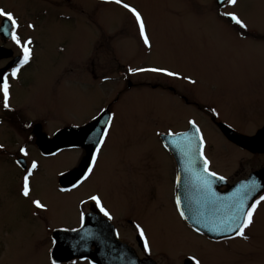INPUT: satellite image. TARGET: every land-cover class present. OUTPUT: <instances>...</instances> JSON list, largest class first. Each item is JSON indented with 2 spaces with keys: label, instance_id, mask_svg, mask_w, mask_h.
Instances as JSON below:
<instances>
[{
  "label": "rangeland",
  "instance_id": "374dc122",
  "mask_svg": "<svg viewBox=\"0 0 264 264\" xmlns=\"http://www.w3.org/2000/svg\"><path fill=\"white\" fill-rule=\"evenodd\" d=\"M125 2L144 15L153 45L151 51L137 40L130 14L104 0H0V8L14 12L19 18L21 38L26 39L32 34L34 41V59L22 72L23 103L38 112L29 120L42 123V129L51 134L68 120L80 123L96 114L98 109L114 100L121 89L117 82L118 56L131 67H168L197 81L193 85L187 80L141 73L133 75L136 76L132 77L133 83L141 80L154 84L156 80H165L178 92L196 95L203 106L223 108L226 111L223 115L235 120L244 117L255 124L261 122L260 111H264V0H239L238 7L229 9L236 11L248 23L243 37L240 31L234 33L230 25L217 21V16L209 11L213 6L212 0ZM192 4L193 8L190 7ZM42 9L47 16H44L42 27L37 30V12ZM54 9L59 16L56 26L53 24ZM218 20L222 21L220 17ZM27 21L36 26L34 32L26 27ZM137 42L140 46H137ZM106 75L111 79L104 82ZM120 97L112 107L116 113L115 126L95 174L77 192L61 194L58 190L60 173L70 172L66 170L70 165L66 153L44 160L35 152H29L28 158L39 164L32 179V198L48 204V211L42 213L49 221L62 222V216L68 211H63L61 203L70 199L73 193L76 196L99 194L106 202H112L117 197L146 196V184L136 173L128 177L114 170L123 156L122 152L140 153L141 158L152 155L158 166L157 191H162L160 195L165 201L172 199L175 170L161 143V135L157 133L183 129L189 120L203 124L207 113L202 110L198 113L195 107L186 106L169 92L147 86L124 92ZM28 115L32 113L28 112ZM238 126L243 131L256 127L244 123ZM0 139L6 140L8 136L0 134ZM207 139L209 143H215L210 132H207ZM219 141L216 140L218 149L227 152ZM126 155L130 157L131 154ZM233 160L231 164H235V169L232 171L236 174L242 169L248 170L250 163L253 166L258 164L244 155L235 156ZM130 161L131 158H128L123 162L128 165ZM16 173V169L11 167H0L1 199L10 195L8 216L13 234L11 244L26 240L23 235L14 236V229L20 228L17 223L20 216L36 212L30 200H23L17 195L19 173ZM132 175L136 178L134 182L130 181ZM4 208L6 211V200H2L1 217L5 214ZM167 210L173 212L169 207ZM156 214L151 224L155 225V234L164 243L174 245V251L194 250L195 243L189 242L178 232L181 227L172 214L165 213L162 217ZM261 216L263 231L249 234L247 241H234L243 244L240 255L222 253L220 250L212 264H264V204ZM23 257L24 249L12 245L0 261L4 264H23Z\"/></svg>",
  "mask_w": 264,
  "mask_h": 264
},
{
  "label": "flooded vegetation",
  "instance_id": "af4514ba",
  "mask_svg": "<svg viewBox=\"0 0 264 264\" xmlns=\"http://www.w3.org/2000/svg\"><path fill=\"white\" fill-rule=\"evenodd\" d=\"M35 1L43 2L44 0ZM212 2L213 6H210L209 11L213 16H217L218 22H224L227 24L223 19L222 21L218 20V5L216 0H212ZM190 7L193 8V4L190 5ZM229 9L230 8H228V10ZM44 16H47V14H45L43 9L37 12V21L39 22V25H37V30L42 27ZM58 17V12L54 9L53 24L55 26L58 24ZM27 22L28 23H25L26 27L28 24H33L31 21ZM231 28L234 33L240 31L236 27L231 26ZM28 29L31 32H34L36 27L34 30L31 28ZM132 29L136 32L137 40L141 41L138 37L136 28L132 27ZM29 37H32V34ZM137 46H140L139 42H137ZM18 55L19 49L14 45L10 37L0 34V71L9 69L13 62L17 59ZM117 59V82L119 83V88L121 87V89H119L115 99L105 104L103 108L108 109V111L111 113L113 112L112 107H114V105L119 101L122 93H126L138 87L147 86L154 90L160 89L164 92H169L172 96L178 98L186 106L195 107L198 113L201 110L205 111L207 113L206 120H203L205 124H197L201 128L205 137L206 144L204 153L211 161L210 170L215 171L218 175L225 177V180H216L212 185L213 191L219 197L226 198L230 196L232 194L230 188L235 189V186L242 182H246L253 173L262 169L264 171V137L262 142L263 152L252 153L227 139L218 126V124L222 123L242 136L254 137L260 130L264 129L263 109L260 111L261 122L259 123L255 124L248 121V119L244 117L242 119L236 118L235 120L231 117L223 115L226 112L223 108H221V110L219 107L215 108L213 106H203V104L198 101L199 99L196 95L178 92L175 87H173L168 82H165V80H156L157 83L154 84L149 81L146 82L141 80L140 82L133 83L132 77L136 76L127 73V68L129 66L124 64V59H120L118 56ZM26 69L27 66L22 69L18 80H10L12 84L10 105L13 110H5L2 107V101H0V121H2L0 122V134L8 136V139L6 140L0 139V144L4 145V148L0 149V167L6 169L11 167L16 169V172L19 173L16 189L19 191L17 195L23 200L24 198L20 195V185L24 172L23 169L18 167L15 163L16 159L20 155V147H26L29 152H35L44 160L54 159L66 153V160L68 164H70L66 170L71 172L79 168L86 156V152L83 149L72 148L62 149L51 154L44 153L41 152L36 146L37 138H43L44 135L47 137V139L51 140L54 135H56V133L65 128H79L93 121L91 119L92 116H89L88 119H85L80 123L68 120L63 124H60L62 126H60L59 129H56L51 134H49L47 131L42 129V123L36 122L33 119L29 120L28 118H32L35 113L37 115L38 112H34L31 107L27 106L26 103H23L25 95H23L24 91L21 89L23 88L22 76L24 75L22 72ZM18 88L21 90H17ZM0 96H2V94H0ZM209 108H215L219 115L214 116L209 111ZM28 112H31L32 115H28ZM236 121L239 123H235ZM243 123L256 125V127L252 128L253 130L251 131H243L238 126ZM26 125H31V127H26ZM189 127L190 126L187 122V127L174 132H186L188 131ZM207 132H210L215 138V143H209L207 139ZM217 139H219V143L227 149V152H221L218 149L216 144ZM141 153L143 154L145 152ZM122 154L123 156L120 158L119 164L114 170L128 177L131 174L136 173L139 176V179H141L143 183L146 184V196L141 198L117 197L112 202H106L102 199L104 206L113 217L111 220H108L107 217H104L103 214L99 212V209L94 206L93 202L89 201L87 205L80 203L81 200H87L90 193L79 196H76L73 193V196H71L70 199L61 203V207L64 209L63 211H68V213L65 216H62L63 220L62 222L59 221L60 223L49 221L42 212L39 215H35V212L29 214L28 216L21 215L19 222H17L20 228L14 229L16 231L14 236L23 235L26 237V240L23 243L18 242V244H11L13 242V234L11 229V221L8 216V212L10 213L11 209V207H9L10 195L1 199L0 190V215L2 214V200L4 202L5 200L7 201L6 211L5 208L3 210V212L5 211V214L3 217L0 216V260L7 248L11 247L12 245H19L22 249H24L25 257L21 259L23 264H50L51 256H54L57 259L58 264H187L186 257L191 254H196L199 258H201L202 264H212L213 259L220 253V250L222 253L241 254V250L244 249L243 244L234 242L239 241L240 238H235L232 240H225V238H221L214 240L204 234L197 235L192 230L193 227H195V225H192L193 221L191 219L184 221L179 217V213L175 207L176 195L181 196L182 206L185 208L186 212L189 205L193 209V212H204V205H206L208 215H211L212 212L215 211V209L208 205L204 200L203 195L197 188L196 182L192 175L184 170L185 157L182 154L178 160L174 156L173 152H166L168 160L173 164L175 170L174 182L172 183V199L169 202L161 198L162 196L160 194H163L162 191H157L156 171L158 166H156L155 158L152 157V155H145L141 158L139 156L140 153L135 154L134 152H122ZM126 154L131 155L130 157L129 155L126 157ZM242 155L247 157L249 161L255 160L258 162V164L253 166V164L250 163L251 167L248 168V170L243 171L242 169L239 174H236L235 171H232L235 169V164L231 163L234 161L233 157ZM128 158H131V161L130 164L127 165L123 161L125 159L128 161ZM25 159L29 164L31 163V160L28 157ZM177 161L180 163V167L183 171L180 190L177 189L176 185V177L178 176ZM201 166L202 162L197 164V170H199ZM130 181H136L134 175L131 176ZM61 187L64 186H61L59 181L58 190ZM71 187L72 185L64 188ZM79 189H72L69 192H59L61 194L72 193L75 191L77 192ZM263 204L264 203H262L257 209V212L254 216V225L251 227V229L246 230L248 235L258 234L263 231V216H261L263 213ZM31 206L33 207V205ZM167 207H169L173 212L168 211ZM81 212L84 213L83 228H81L80 223ZM156 213H158L160 217H162V215L165 213L172 214L174 221L178 222L181 227V230L177 231L183 237L185 236L184 238L186 240L195 243L194 250L174 251V245L164 243V240L155 234V225L151 224V220L156 218ZM135 224H140L145 229V233L148 237L151 247L150 254L145 253L142 247L143 242L135 229ZM163 227L164 225H162V230L164 231ZM72 229H78L79 231H72ZM168 229L172 231V228L168 227ZM86 233H90L91 235L86 237ZM82 237H84V239H81ZM53 238L57 240V244L55 246L52 245ZM165 239L169 240L167 236H165ZM205 241L206 244L204 243ZM244 254L245 251H243L241 255L242 260L244 259ZM0 264L4 263H1L0 261Z\"/></svg>",
  "mask_w": 264,
  "mask_h": 264
},
{
  "label": "snow or ice",
  "instance_id": "6c2138e0",
  "mask_svg": "<svg viewBox=\"0 0 264 264\" xmlns=\"http://www.w3.org/2000/svg\"><path fill=\"white\" fill-rule=\"evenodd\" d=\"M105 3L115 4L125 9L131 17L132 23L137 30L138 37L142 41V44L151 51L153 45L148 32V27L144 15L135 6L125 2V0H104ZM218 5L217 15L223 19L228 25L236 27L241 32L243 37L248 29V23L241 18L236 11H229L228 8L238 7L239 0H216ZM28 28L35 29L34 24H28ZM21 28L19 18L14 12L6 11L0 8V34L9 36L14 45L19 49V55L13 62L9 69L0 71V101H2V107L5 110L12 111L10 105L12 84L10 80H18L23 68L28 66L34 59V41L31 37L22 39L19 33ZM127 73L137 75L141 73L155 74L157 77H171L177 80H187L190 84H196L197 81L191 76L182 75L178 71L170 70L168 67L153 66V67H131L127 68ZM111 79L109 76H104L103 81L107 82ZM209 111L218 116L219 113L215 108H209ZM106 117V118H105ZM91 119L96 122L93 125V134L89 136V142L92 145V151L88 160L82 169L79 177L72 184L71 188L61 187L60 192H69L72 189H79L86 182H88L98 166L99 159L102 155L103 149L107 146V142L110 139L111 132L115 126L116 113L109 112L106 108H100L97 110ZM2 122V121H0ZM98 125V126H97ZM188 125L190 131L186 132H174L171 129L167 134L157 133V135L165 136V138H171L165 143L167 148L169 145L175 147L184 157V170L189 172L196 182V186L202 193L204 200L215 211L211 215H206L203 211L193 212V209L189 205L187 212L182 206V200L180 195L175 197V207L179 213V217L184 221L191 219L193 225H203L209 232L215 233L218 236L224 235L225 240H232L240 238L245 241L249 239L246 230L251 229L254 225V216L258 207L264 203V194L255 195L260 190V185L256 181H251L240 185L230 196L226 198L219 197L212 188L214 181L225 180L224 176L218 175L215 171L210 170L211 161L204 153L205 137L195 120H189ZM31 127V125H26ZM4 145L0 144V149H3ZM19 157L15 163L18 167L23 169V177L20 185V195L31 201L36 212L35 215H39L41 212H47L49 209L48 204L41 201V199L32 198V179L39 168V164L36 160H32L29 164L25 158L29 156V151L26 147H20ZM202 162V166L197 170V164ZM61 176L65 175L63 172ZM176 185L179 189L181 185V177H176ZM89 201L93 202L94 206L99 209V212L107 217L108 220L113 219L111 213L104 206L101 196L99 194H90L87 200H81V204L87 205ZM249 201H252L249 203ZM221 209H226L223 215L217 213ZM81 228L84 223V213L80 214ZM135 229L142 240V247L145 253H151V247L148 237L145 233V229L140 224H135ZM197 235H203L200 227H193L192 229ZM72 231H79L78 229H72ZM90 233H86L85 236H90ZM81 239H84L82 237ZM57 240L53 238L52 245L55 246ZM187 264H202V259L196 254H191L186 257ZM50 264H58L57 259L54 256L50 257Z\"/></svg>",
  "mask_w": 264,
  "mask_h": 264
},
{
  "label": "water",
  "instance_id": "95a60500",
  "mask_svg": "<svg viewBox=\"0 0 264 264\" xmlns=\"http://www.w3.org/2000/svg\"><path fill=\"white\" fill-rule=\"evenodd\" d=\"M95 124L96 122L92 121L89 124L79 127V128H73V127L65 128L59 131L58 133H56V135H54V137L51 140L47 139V137L44 135H43V138L41 137L37 138L36 146L41 152H44V153L51 154L54 152H58L59 150H62V149H72V148L83 149L86 152V156L83 159L82 163L80 164L79 168L63 175L60 178L61 186L67 187V186L72 185L76 181L77 177H79L82 169L84 168L88 160V157L90 156L91 151H92V145L89 142V136L93 134V131H94L93 125ZM218 126L221 132L225 135L227 139L236 143L241 148L246 149L252 153H262L263 152L262 142H263V137H264V129L260 130L258 134L254 137H245V136L238 134L237 132H235L234 130H232L231 128L227 127L226 125L222 123L218 124ZM190 130L191 129L189 128L188 131ZM169 139L171 138L169 137L166 139L165 136H161V141L164 145L165 143H167V140ZM167 150L169 152H173L174 156L178 160L180 159L181 153L175 147L169 145L167 147ZM177 168H178V175L181 177V181H182L183 171L180 167L179 162H178ZM251 181H256V183L261 186L259 192L256 193L255 195L264 193V171L263 169L253 173L246 182L244 183L242 182L239 185L235 186L234 187L235 189L230 188V191L233 193L240 185L249 183ZM180 188H181V185L179 186V189L178 188L177 189L180 190ZM251 202L252 201H249V203ZM225 211L226 209H221L217 214L223 215ZM204 213L208 215V210L206 208V205H204ZM195 227H200L204 235H206L207 237L211 239L218 240V239L224 238V235L218 236L215 233L209 232L207 228H205L203 225H198V226L195 225Z\"/></svg>",
  "mask_w": 264,
  "mask_h": 264
}]
</instances>
